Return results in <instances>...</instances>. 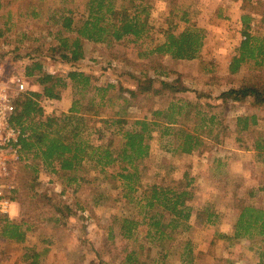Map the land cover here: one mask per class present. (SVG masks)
Here are the masks:
<instances>
[{"label": "rangeland", "instance_id": "rangeland-1", "mask_svg": "<svg viewBox=\"0 0 264 264\" xmlns=\"http://www.w3.org/2000/svg\"><path fill=\"white\" fill-rule=\"evenodd\" d=\"M229 1L233 0H151L150 26L152 36L157 40L161 37V27H167V14L175 2L178 7L199 11L193 16V21L204 30L205 38L200 55L195 59L158 56L151 52L152 44L148 39L114 44L85 40V57L77 62L82 71L91 75L94 84H112L115 86L112 93H118L117 98L112 103L108 102L99 113L97 110L85 113V116L96 119L90 122V126L101 129V132H92L95 144L110 139L117 144L119 137L107 129L103 120L122 113L120 108L124 105V97L129 98L127 113L132 115L128 116L130 119L141 117L144 105L158 107L164 104L160 96L143 100V95L133 98L126 90L123 93L118 91L120 86L136 87V81L141 79L144 70L154 75L152 65L176 71L164 77L180 79L187 88L180 96L197 101L196 91L210 94L201 101H210L214 105L213 110L208 109V124L198 131L204 141L202 148L191 154L174 152L175 133L163 135L165 124H162L147 139L150 155L144 161L147 167L144 181L168 183L180 179L185 171L194 179L195 196L189 201L193 207L189 220L192 227L182 235L194 243V264H264L262 242L227 238L233 235L238 215L236 204L240 200L264 208V150L260 153L254 148L257 140L264 141V106H254L251 101L223 106L219 98L229 87L240 86L244 78L264 76V60L260 66H255L254 60H250L249 64L245 63L244 70L243 63L236 73L230 72L229 61L232 62L238 53L237 48L240 41L246 39V34L238 29L235 36L237 44L224 45L222 35L218 33L220 36H216L217 32L213 34L211 28L216 26L214 21L218 19L219 8L223 10ZM235 1L242 3L240 7L258 11L257 27L264 33V1ZM84 2L0 0L1 77L11 85L13 94L18 95L15 85L11 84L13 77L24 76L30 89H41L33 77L26 76V67L34 59L41 61L49 73L65 75L71 69L59 56L60 52L52 50L58 44L56 36L60 29L54 16L57 14L58 17L61 14L58 9L64 6L77 4L81 9ZM223 15L224 12L221 18ZM170 21L179 23L178 29H183L178 17L172 16ZM65 34L68 33H61ZM80 87L70 82L61 99L44 100L46 115L67 112L73 100L78 98L91 108L89 102L94 95L91 87L82 91ZM253 113L258 116V123L248 132L238 131L237 117ZM212 114L216 117L213 123L209 122ZM192 126L187 127L192 129ZM26 163L31 164L32 160L26 162L21 157L13 168L11 181L15 188L9 193L13 204L9 213H0V216L26 219L33 229L28 231L23 243L0 238V264H31L37 253L36 259L40 264H99L101 259L105 264H125L128 253L140 241L125 238L119 232L118 218L131 217L135 209L123 198L118 178L106 176L87 165V180L79 185L69 184L68 171L54 172L51 167L41 164L34 188L30 190L31 174L25 167ZM116 170L108 168L109 173ZM64 206H69L71 213L67 209L58 210ZM208 213H212L211 220L206 219ZM143 243L144 247L137 252L138 260L152 264L157 249L148 242ZM169 264L183 263L170 256Z\"/></svg>", "mask_w": 264, "mask_h": 264}, {"label": "trees", "instance_id": "trees-1", "mask_svg": "<svg viewBox=\"0 0 264 264\" xmlns=\"http://www.w3.org/2000/svg\"><path fill=\"white\" fill-rule=\"evenodd\" d=\"M174 4L167 14V27H161L158 40L151 32V0H85L81 9L77 4L58 9L61 14L54 16L55 23L60 26L56 36L58 44L52 50L60 52L59 56L71 69L65 75L49 73L44 70L41 61L34 59L26 67V76L33 77L41 89H30L14 97L12 122L26 133L20 141L23 159L26 162L32 160L31 164H25L31 174L30 190L34 188L41 164L51 167L54 172L68 171L69 184L79 185L87 180V165L106 176L118 178L123 198L132 203L135 209L131 217L118 218L119 232L125 238L140 241L128 253L125 264H146L138 260L137 254L138 249L144 247L143 242L157 249L152 264H169L170 256L178 258L183 264H194V243L190 238L182 237L192 227L189 220L193 207L189 201L195 196L194 179L185 171L180 179L168 183L144 181L143 176L147 172L144 161L150 155L147 139L162 124H165L163 135L175 133L174 152L191 154L202 148L204 141L198 131L208 124V109L213 110L214 105L210 101L201 102L210 96L208 93L196 91L197 101L180 96L187 90L180 79L164 77L176 71L152 65L154 75L144 70L141 79L136 81V87L120 86L118 91L123 93L126 90L133 98L143 95V100L160 96L164 104L158 107L144 105V114L130 119L128 116L132 115L127 113L129 98L124 97V105L120 108L122 113L103 120L107 129L119 137L117 144L112 139L95 144L92 132L96 129L90 126V122L96 119L85 116V113L92 110L99 113L108 102L112 103L117 98L118 93H112L115 87L112 84H94L91 75L82 71L77 62L85 57V40L114 44L125 40L138 43L148 39L152 44L151 52L158 56L169 55L182 60L197 58L205 38L204 30L193 21V16L199 11L178 7L176 2ZM221 15L218 14L219 17ZM172 16L178 17L184 25L183 29H178L179 23L170 21ZM62 32L68 34L61 35ZM244 34L246 39L241 41L230 65L231 74L250 60H254L255 66H260L264 60V38L252 35L247 30ZM70 82L75 87L81 86V91L91 87L94 93L89 102L91 108L78 98L73 100L67 112L46 115L42 102L61 99L63 90ZM242 82L240 86H231L220 94L223 106L244 101H251L257 107L264 106V76L244 78ZM215 118L212 114L209 122L213 123ZM257 123L258 116L254 113L237 117L240 132L250 131ZM189 125H193V128H188ZM96 132H101V129ZM254 148L262 153L264 141L257 140ZM109 167L117 170L109 173ZM236 207L238 215L233 235L227 238L264 244V208L242 200ZM62 209L71 213L69 206L58 207L60 212ZM211 215L208 213L206 219L211 220ZM32 229L33 226L26 219L0 216V238L7 241L23 243ZM37 254L31 264H40L36 259ZM99 264H105L103 259Z\"/></svg>", "mask_w": 264, "mask_h": 264}, {"label": "built area", "instance_id": "built-area-1", "mask_svg": "<svg viewBox=\"0 0 264 264\" xmlns=\"http://www.w3.org/2000/svg\"><path fill=\"white\" fill-rule=\"evenodd\" d=\"M1 75L0 68V213H9L13 204L9 193L15 188L11 181L12 171L22 157L20 141L26 133L12 122L16 95ZM11 84L15 85L16 94L30 90L29 81L24 76L13 77Z\"/></svg>", "mask_w": 264, "mask_h": 264}, {"label": "crops", "instance_id": "crops-1", "mask_svg": "<svg viewBox=\"0 0 264 264\" xmlns=\"http://www.w3.org/2000/svg\"><path fill=\"white\" fill-rule=\"evenodd\" d=\"M234 1L235 0L229 1L226 5H224L223 10L219 8L217 13L223 14L224 12V15H223L224 18H221V16L217 17L218 19L214 21V24H216V26H211L212 31H213L211 32L213 34L217 32L216 36H220L218 34L220 33L222 35L221 39L224 45H229L231 44V42L232 44H237V41H235L236 40L235 36H236L238 29H240L241 32L242 31L244 32L245 30L252 31V29L255 27L256 30L254 29L252 32L250 31L251 34L264 38V33L262 31L259 32V27H257V22L259 19L258 11L255 9L248 10L242 6L240 7L242 3H238ZM262 20H264V9H263ZM211 28L209 30H211ZM206 40H208V38ZM229 63H231V60L229 61ZM249 63H246V64H249ZM244 69H245V63L242 66V70Z\"/></svg>", "mask_w": 264, "mask_h": 264}]
</instances>
